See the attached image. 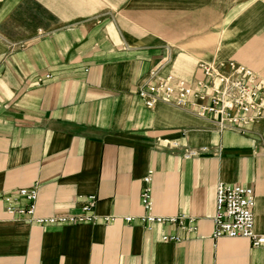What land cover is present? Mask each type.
Returning <instances> with one entry per match:
<instances>
[{"label": "crops", "instance_id": "obj_1", "mask_svg": "<svg viewBox=\"0 0 264 264\" xmlns=\"http://www.w3.org/2000/svg\"><path fill=\"white\" fill-rule=\"evenodd\" d=\"M200 61L264 79V0H0V264H264V247L212 236L218 183L253 189L264 234V120L220 130L137 94L203 78ZM148 171L151 212L195 230L140 221ZM34 183V214L8 213L4 197ZM89 195L94 223L36 221L79 216Z\"/></svg>", "mask_w": 264, "mask_h": 264}, {"label": "built area", "instance_id": "obj_2", "mask_svg": "<svg viewBox=\"0 0 264 264\" xmlns=\"http://www.w3.org/2000/svg\"><path fill=\"white\" fill-rule=\"evenodd\" d=\"M203 78L187 81L172 74L162 79H155L138 89L137 94L148 107L155 102L163 101L174 106L189 110L200 117H210L217 127L232 129L244 134L247 127L257 120H264V79L247 67L233 61L212 62L200 61L197 64ZM46 78L49 75L45 76ZM151 78L156 73H150ZM38 81H42L39 78ZM202 147L200 150L204 151ZM200 150L190 149L185 157L196 156ZM151 171L143 177L144 187L140 193L141 205L145 213L138 218L150 228L158 223H174L181 228L195 230L193 219L186 215L162 217L151 212L152 192L150 187ZM37 184L20 188L15 193L4 197L5 210L10 214H26L32 216L37 199ZM19 199L26 201L25 205H17ZM95 196L89 195L81 204L82 214L79 216L37 219L44 222H90L98 220L94 213ZM255 198L251 187L237 184L218 183L216 186L215 212L213 216V238L244 237L249 239L252 246L264 247V234L254 231ZM114 217H103L105 222ZM131 221L132 216L123 218ZM188 220V221H187ZM186 221L189 225H186ZM164 241H177V236L165 235Z\"/></svg>", "mask_w": 264, "mask_h": 264}]
</instances>
